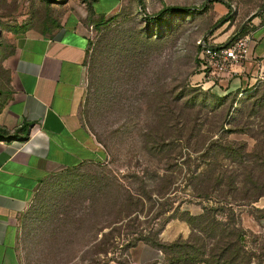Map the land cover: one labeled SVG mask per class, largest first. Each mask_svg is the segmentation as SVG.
<instances>
[{
  "label": "rangeland",
  "instance_id": "obj_1",
  "mask_svg": "<svg viewBox=\"0 0 264 264\" xmlns=\"http://www.w3.org/2000/svg\"><path fill=\"white\" fill-rule=\"evenodd\" d=\"M53 2L0 0V32L40 29ZM166 6L187 10L158 16ZM262 26L264 0H122L96 19L81 116L103 156L40 186L20 225L21 263L162 264L154 241L187 238L186 214L203 206L232 208L264 251V195L242 200L237 183L252 157L219 148L264 147V73L213 90L198 59L199 40H252ZM217 177L234 188H215Z\"/></svg>",
  "mask_w": 264,
  "mask_h": 264
},
{
  "label": "crops",
  "instance_id": "obj_2",
  "mask_svg": "<svg viewBox=\"0 0 264 264\" xmlns=\"http://www.w3.org/2000/svg\"><path fill=\"white\" fill-rule=\"evenodd\" d=\"M122 0H54L38 30L0 32V264H22L20 225L40 188L68 169L103 156L82 121L87 54L95 20ZM234 73H200L204 86L230 92L264 73V31ZM211 44H223L213 41Z\"/></svg>",
  "mask_w": 264,
  "mask_h": 264
},
{
  "label": "trees",
  "instance_id": "obj_3",
  "mask_svg": "<svg viewBox=\"0 0 264 264\" xmlns=\"http://www.w3.org/2000/svg\"><path fill=\"white\" fill-rule=\"evenodd\" d=\"M181 10L187 9L166 6L158 12V16ZM204 42L208 43L205 40ZM198 47L200 50L201 45L198 44ZM219 148L225 158L234 161L243 160L246 156L252 157V167L248 168L247 175L237 182L242 191L239 198L251 203L264 195V147H256L249 154L244 151V144H228ZM221 178L217 177L213 181L215 188H220L223 183L228 190L234 188L235 180L231 178L223 181ZM256 217L261 221L262 216ZM186 221L190 225L187 238H178L171 242L157 240L152 244L163 253L162 264H263V245H257L260 242H256L261 236L244 229L232 208H228L226 212L222 207L203 206L198 215L187 213Z\"/></svg>",
  "mask_w": 264,
  "mask_h": 264
},
{
  "label": "built area",
  "instance_id": "obj_4",
  "mask_svg": "<svg viewBox=\"0 0 264 264\" xmlns=\"http://www.w3.org/2000/svg\"><path fill=\"white\" fill-rule=\"evenodd\" d=\"M249 43L250 38L247 35L237 36L219 46L199 40L198 44L201 48L198 59L201 71L212 76L234 73L232 67L243 63L248 58Z\"/></svg>",
  "mask_w": 264,
  "mask_h": 264
},
{
  "label": "water",
  "instance_id": "obj_5",
  "mask_svg": "<svg viewBox=\"0 0 264 264\" xmlns=\"http://www.w3.org/2000/svg\"><path fill=\"white\" fill-rule=\"evenodd\" d=\"M228 42H229V41H228ZM226 43H227V42H226ZM226 43H225V44H226ZM216 46H219V45H216Z\"/></svg>",
  "mask_w": 264,
  "mask_h": 264
}]
</instances>
